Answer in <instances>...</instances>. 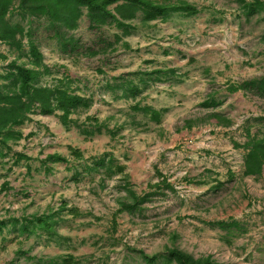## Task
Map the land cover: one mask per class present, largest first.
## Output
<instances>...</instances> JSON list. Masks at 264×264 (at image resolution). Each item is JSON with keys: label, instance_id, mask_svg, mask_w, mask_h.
Segmentation results:
<instances>
[{"label": "rangeland", "instance_id": "1", "mask_svg": "<svg viewBox=\"0 0 264 264\" xmlns=\"http://www.w3.org/2000/svg\"><path fill=\"white\" fill-rule=\"evenodd\" d=\"M185 1L195 15L139 17L126 32L84 9L63 31L13 0L22 46L0 41V84L33 67L31 42L46 66L37 83L91 105L66 124L35 110L0 141V264H176L169 248L264 264V165L243 173L247 142L264 137V93L231 90L264 77V0ZM132 193L146 199L123 208Z\"/></svg>", "mask_w": 264, "mask_h": 264}, {"label": "trees", "instance_id": "2", "mask_svg": "<svg viewBox=\"0 0 264 264\" xmlns=\"http://www.w3.org/2000/svg\"><path fill=\"white\" fill-rule=\"evenodd\" d=\"M12 4L13 0H0V41L18 50L22 46L23 28L19 23H11L7 19V13ZM17 7L22 13L45 17L50 25L62 28L63 31L76 28L83 9L92 25L101 27L115 23L126 32L128 28L133 27L130 23L139 17L142 22L148 23L155 19H167L176 13L196 14L195 8L185 0H175L173 3L169 0H18ZM71 40V38L68 39V41ZM29 48L33 58L30 65L33 67L16 64L14 70L5 76L8 82L0 84V141L3 144H6L9 139L20 137V133L13 130L14 127L28 121L29 115L35 110L44 114L59 112V120L66 124L71 114L78 110H86L91 105L89 98L76 95L67 87L39 85L36 81L39 68L46 69V66L41 61L38 48L31 42ZM248 86L264 93V77L232 86L231 90L236 91ZM122 90H125L128 95L138 93L137 86L131 82L127 87H122ZM139 109L142 113L148 114L152 120L158 121L159 111L148 106ZM214 118L221 117L215 115ZM246 147L243 173L247 176L258 175L264 165V137L247 142ZM74 154L80 156L76 150ZM53 158L58 161L65 160L57 155ZM132 194L134 199L132 204H124L123 208H132L134 204H139L146 199V197ZM38 222L42 221L38 220ZM23 228L26 229V227ZM166 256L169 261L176 264H215L207 258H193L177 248H169ZM71 261L72 258L68 257L63 260V264H71Z\"/></svg>", "mask_w": 264, "mask_h": 264}]
</instances>
